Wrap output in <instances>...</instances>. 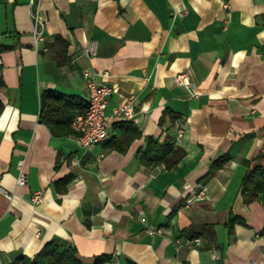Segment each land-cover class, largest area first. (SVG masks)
Wrapping results in <instances>:
<instances>
[{"label":"crops","instance_id":"obj_1","mask_svg":"<svg viewBox=\"0 0 264 264\" xmlns=\"http://www.w3.org/2000/svg\"><path fill=\"white\" fill-rule=\"evenodd\" d=\"M39 8L37 39L29 0H0V264L49 241L73 246L83 264L99 254H112L108 264H264V203L240 194L244 160L261 154L264 168V0H40ZM57 36L67 63L50 47ZM84 70L113 88L107 136L86 149L39 119L45 89L87 103ZM182 70L195 94L175 81ZM128 96L133 117H113ZM165 108L180 115L174 124L160 122ZM123 122L141 136L123 152L109 149ZM148 135L170 136L179 161L140 162ZM223 154L228 161L207 174ZM68 174L57 191L53 182ZM231 213L242 221L229 232ZM192 233L200 244L185 241Z\"/></svg>","mask_w":264,"mask_h":264},{"label":"trees","instance_id":"obj_2","mask_svg":"<svg viewBox=\"0 0 264 264\" xmlns=\"http://www.w3.org/2000/svg\"><path fill=\"white\" fill-rule=\"evenodd\" d=\"M51 48L55 49L58 62L67 63L66 47L67 43L60 36L55 38ZM2 81L0 80V84ZM41 110L39 119L45 123L51 134L56 137L78 136V133L71 127V120L75 114L84 111L86 104L78 103L76 95L65 94L52 89H45L40 96ZM2 103L0 101V109ZM168 117L174 124L180 115L171 108H165L160 117L162 123ZM119 130L107 141L109 149L119 152L125 151L128 144L135 138L141 136V131L132 122L118 124ZM183 151L174 147V141L170 136L159 140L157 137L145 136V146L137 150V158L143 164L150 166L155 163H163L166 167H172L181 158ZM261 154L253 159L244 160L247 166L241 177L240 194L245 203L258 200L264 203V168L259 164ZM229 159L228 154H223L214 159L207 170V174L222 167ZM256 161L254 166L251 162ZM72 177L70 174L53 182L55 189L59 192L66 191L68 183ZM177 206L173 207L169 213L172 216L176 213ZM242 221L236 214H229L225 224L229 232H232L234 224ZM185 238L192 239L198 236L196 233L185 235ZM113 261L112 254H99L93 257L92 264H108ZM13 264H83L76 255L73 246H63L56 242H46L40 250L33 256L21 255L17 257ZM124 264H138L135 261L125 258ZM185 264V261H183Z\"/></svg>","mask_w":264,"mask_h":264},{"label":"built area","instance_id":"obj_3","mask_svg":"<svg viewBox=\"0 0 264 264\" xmlns=\"http://www.w3.org/2000/svg\"><path fill=\"white\" fill-rule=\"evenodd\" d=\"M40 0H29V13L33 21V30L35 37L38 39L43 27V20L39 8ZM227 7V3L224 4ZM95 51V44L89 43L84 52L90 56ZM87 90L88 99L84 111L75 114L71 120V127L78 133L77 142L81 148H88L89 146L96 144L104 140L107 136L108 122L111 116L107 115L105 108L107 105V99L112 91V86L103 82H99L95 79L94 74L90 70H84L83 72ZM175 81L178 84L184 85L191 90L192 94H195V86L190 81L188 72L182 70L175 74ZM135 113L133 106V96H128L113 108L112 116L121 119H130ZM178 135L181 133V128L177 129ZM17 184L22 185L27 181L25 173L20 170L17 176ZM204 188H200L196 193V198H202ZM41 199V193L39 191L34 192L31 196V201L34 203L39 202ZM189 202L192 200L189 199ZM148 232L151 234L163 232L159 227H148ZM187 243L200 244V236H196L192 239L185 238Z\"/></svg>","mask_w":264,"mask_h":264}]
</instances>
